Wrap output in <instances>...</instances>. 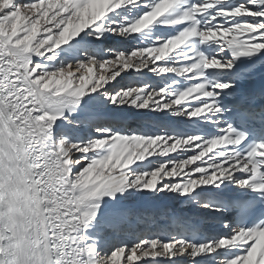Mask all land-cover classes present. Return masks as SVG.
<instances>
[{
    "label": "snow or ice",
    "instance_id": "6c2138e0",
    "mask_svg": "<svg viewBox=\"0 0 264 264\" xmlns=\"http://www.w3.org/2000/svg\"><path fill=\"white\" fill-rule=\"evenodd\" d=\"M0 264H264V0H0Z\"/></svg>",
    "mask_w": 264,
    "mask_h": 264
}]
</instances>
